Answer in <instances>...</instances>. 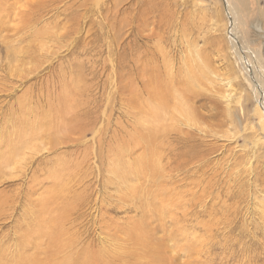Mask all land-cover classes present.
Here are the masks:
<instances>
[{
  "label": "rangeland",
  "instance_id": "obj_1",
  "mask_svg": "<svg viewBox=\"0 0 264 264\" xmlns=\"http://www.w3.org/2000/svg\"><path fill=\"white\" fill-rule=\"evenodd\" d=\"M246 3L231 5L259 83L264 0ZM226 10L224 0H0V258L33 231L51 237L36 244L54 264L69 251L76 264L74 249L91 264H264V113ZM161 105L179 111L169 136L183 142L160 181L175 191L141 221L146 183L129 152L147 153L137 132L161 123L138 129L135 115Z\"/></svg>",
  "mask_w": 264,
  "mask_h": 264
},
{
  "label": "bare ground",
  "instance_id": "obj_2",
  "mask_svg": "<svg viewBox=\"0 0 264 264\" xmlns=\"http://www.w3.org/2000/svg\"><path fill=\"white\" fill-rule=\"evenodd\" d=\"M226 3V11L228 14V18L230 19V27H229V35L231 37V40L233 41V47L236 50V54H238V57H240L241 61H242V66L244 71L246 72L245 74H247L248 76L252 77V86L254 87V89L256 90L257 94L259 95L258 97H260L258 99V102L261 104L262 106V112L264 113V81L259 80V83L257 81V74H256V69H255V65L253 63V55H250V53H247L249 51H247V48L245 47V43H242L243 40L240 39L239 35L237 34V30L241 29L242 27L240 26V24L237 21V9L231 5L232 4V0H224ZM258 1L259 0H254V3L252 6H257L258 5ZM246 2H249V0H239V4L243 7V11H248L250 10V7L248 6V4ZM250 5V4H249ZM226 13V12H225ZM260 15V13H259ZM253 18V17H251ZM244 22V21H243ZM28 23V22H27ZM242 25V24H241ZM248 26V22L247 20L245 21V23L243 24V28H247ZM243 29V30H244ZM246 31V30H245ZM242 34V33H241ZM243 39V38H242ZM239 46L243 52V55L241 54L239 48L237 47ZM235 52V51H234ZM251 52V51H250ZM235 54V55H236ZM247 60V62L245 61V59ZM239 60V59H237ZM241 66V67H242ZM259 68V67H258ZM242 69V68H241ZM244 74V76H245ZM252 74V75H251ZM264 76V75H263ZM169 78V77H168ZM255 78V80H254ZM264 78V77H263ZM165 89V85L163 86ZM168 87V86H167ZM163 89V88H162ZM168 89V88H166ZM160 90V89H159ZM163 91V90H161ZM175 91V90H174ZM179 92V91H177ZM156 93V92H155ZM163 93V92H162ZM168 93V90H167ZM170 93V92H169ZM170 94H174L173 92ZM156 95H160L157 94ZM155 95V96H156ZM176 95H180L176 94ZM165 98V95H162ZM161 96V97H162ZM168 96V95H167ZM181 96V95H180ZM184 96V95H183ZM139 97V95H138ZM256 97V96H255ZM151 98V97H150ZM160 98V97H158ZM169 97H167L168 99ZM137 99V98H136ZM145 99V97H144ZM149 99V98H148ZM147 99V100H148ZM178 99V98H177ZM176 99V100H177ZM152 100V99H150ZM166 100V99H165ZM171 100V99H170ZM175 100V99H174ZM182 100V99H181ZM178 101V100H177ZM137 102V101H136ZM141 102V101H140ZM150 102V101H149ZM152 102H157V101H152ZM159 102V101H158ZM157 102V104H158ZM179 102V101H178ZM146 104H148L145 101ZM151 103V102H150ZM149 103V104H150ZM162 103V102H161ZM167 103V102H166ZM182 103V102H181ZM156 104V103H155ZM186 104V103H185ZM143 105V104H142ZM159 105V104H158ZM151 105H149L150 107ZM155 106V105H153ZM141 107V106H140ZM158 107V106H157ZM169 107V106H168ZM175 107V106H174ZM182 107V106H181ZM143 108H145V106H143ZM142 109V108H141ZM136 110V109H135ZM139 110V109H138ZM148 110V109H146ZM146 110H142L137 116L135 115V125L134 127L138 128L140 126H145L144 128H148L146 125H150L148 124L150 121H148V117H150L152 120L157 119L158 122H160L161 124L155 123L156 125L154 126V123L152 124V122H150L152 125H150L151 127L147 129V135L144 134H140V132H137L138 136H140L139 140H141L138 144V146L140 148H142L141 150H144L143 152H145V150H147V153H143L140 156H137L135 154H137L136 152H134L135 150L130 151L129 153L131 155H133V162H134V166H135V173L137 174L136 176L139 177L140 175H142L141 177H139V179H142L145 181L146 185L143 186V190L140 194V202L142 203V206L138 209H136L137 212H141L140 216V220H145L148 218V216L153 217L154 215H158L159 214V210H160V206H157L156 204L153 203L154 200L161 198V196L163 195V193H169L170 196H172L171 194L175 191V189H173V185L169 186V189H162L160 188V181L162 178L166 177L163 175L162 170L164 169L165 171L169 168H166V164H164V162H166L167 157H169L168 155H170L168 153L169 148L173 150V148H176V144L178 142H183V140L181 139V137L178 135V137L175 139V141L173 140L172 137H170V132H178V128L177 125L174 123L176 120H179V111L174 110V111H169V109L165 106L159 107L154 109V113L158 114L157 118L155 117V115H153L154 113H152L151 109H149L148 111ZM188 111H190V114H195L194 110L191 108H188ZM138 113V112H137ZM165 113L167 115H170L172 117L171 121L172 124L168 125L166 122V118L164 119ZM188 113V112H187ZM161 114H164V116H162ZM181 114V112H180ZM152 115L155 117H152ZM187 116V115H185ZM181 118V117H180ZM187 118L190 120V118L187 116ZM263 118V117H262ZM170 119V118H169ZM168 120V119H167ZM156 122V121H155ZM133 124H132V128ZM263 128V127H262ZM143 129H141V132ZM150 130V131H149ZM140 131V130H139ZM136 132L134 133V135L136 134ZM3 133V132H2ZM1 133V134H2ZM132 133V132H131ZM180 133V132H178ZM133 134V133H132ZM182 135V134H181ZM136 136V135H135ZM190 140V139H189ZM130 141V140H129ZM172 141V142H171ZM133 144V141H130ZM129 142V143H130ZM148 142V143H147ZM2 145V144H1ZM128 146V144H127ZM129 147V146H128ZM137 147V146H136ZM138 148V147H137ZM2 149V146H1ZM133 149V148H132ZM136 149V148H135ZM129 150V149H128ZM16 151V150H15ZM124 151V150H123ZM127 151V150H126ZM120 152V151H119ZM150 152V153H149ZM16 153V152H15ZM122 153V152H121ZM120 153V154H121ZM133 153V154H132ZM124 154V152H123ZM149 154V156H148ZM4 155V154H3ZM1 155V156H3ZM139 155V154H138ZM126 157V156H125ZM130 159V158H129ZM7 160V159H6ZM169 162V159H168ZM164 164V165H163ZM117 165V164H116ZM169 165V164H167ZM119 167L118 169H115L118 175H120L119 171H120V166L117 165ZM171 166V165H169ZM174 167V166H172ZM175 170V169H174ZM177 170V167H176ZM179 170V169H178ZM168 171V170H167ZM176 172V171H175ZM166 175V173H165ZM170 175V174H169ZM168 176V175H167ZM171 176V175H170ZM169 177V176H168ZM177 178V177H176ZM170 179V178H169ZM168 179V180H169ZM172 180V179H171ZM174 182V181H172ZM169 183L171 184V181H169ZM167 186V185H166ZM177 193V192H176ZM165 195V194H164ZM169 195H166V198L169 197ZM136 197V196H135ZM134 197V198H135ZM176 198V197H175ZM176 200V199H175ZM173 201V199H172ZM171 200H169V202L172 203ZM156 218V216H155ZM162 219V218H161ZM150 220V218H149ZM163 220V219H162ZM147 221V220H146ZM151 221V220H150ZM154 222V221H153ZM153 222H151L153 224ZM143 225L138 226V227H142V231H143V227L144 229L147 227L146 223H144V221L142 222ZM156 224V223H155ZM137 225V224H136ZM140 225V224H139ZM167 225V223H166ZM49 226V225H48ZM153 226V225H152ZM151 226V227H152ZM159 226V225H158ZM50 227V226H49ZM138 227H136V232L139 231ZM150 228V227H147ZM156 228V227H155ZM162 228V227H160ZM149 230V229H148ZM147 230V231H148ZM152 230V229H151ZM159 230V229H157ZM165 230H168L165 229ZM164 230V231H165ZM147 231L145 230L144 232V239L147 241L148 240V235H147ZM154 231V230H153ZM151 231V232H153ZM157 232V231H156ZM163 232V231H161ZM186 233V232H185ZM41 232H33V231H29L26 234H22L21 238H19V244L18 246H16L15 250L17 249L18 251L15 252L13 254L12 257H10V259L8 258L9 256H7L4 259L0 258V264H41V262H44V264H54L53 262L55 261L54 258H52L50 255H42L40 252L37 251V249L39 248V246H37L36 244V240L39 242V239L41 238H47V239H51V237L49 235H41ZM138 235V233H136ZM151 236V235H150ZM76 240V239H75ZM170 241V240H169ZM173 241V240H172ZM171 241V242H172ZM79 242V241H78ZM138 242V241H137ZM40 243V242H39ZM140 243L143 247V249L147 248L148 245H145L143 242V239H140ZM151 243V242H150ZM173 243V242H172ZM170 245V244H169ZM87 247V246H86ZM169 247V246H168ZM166 248V247H165ZM35 251H34V250ZM33 251L32 254H28L29 251ZM86 250V248H85ZM75 253H79V255H77V258L79 259L78 262H76V264H88L87 262L90 263L89 260L84 259L82 260V256L81 253L78 250H75ZM68 252V251H67ZM21 253V254H20ZM92 254V253H91ZM90 253H86L85 255L88 259L91 260L92 256ZM3 254L0 253V257ZM41 256H44L43 258ZM100 256V255H99ZM157 256V255H156ZM42 259H41V258ZM72 257V252H68L66 255L63 256V260L60 262L61 264H68L67 259ZM162 257V256H161ZM170 257V256H169ZM101 258V257H100ZM43 259H45L43 261ZM48 259V260H47ZM42 260V261H41ZM162 260V259H161ZM166 260V259H165ZM39 261H41L39 263ZM98 261L96 260L94 263L92 264H96ZM167 263H169V261H166ZM103 263V262H102ZM166 263V264H167Z\"/></svg>",
  "mask_w": 264,
  "mask_h": 264
}]
</instances>
